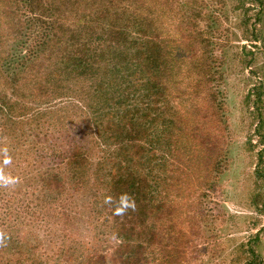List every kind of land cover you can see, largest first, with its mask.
Returning a JSON list of instances; mask_svg holds the SVG:
<instances>
[{"label": "rangeland", "instance_id": "374dc122", "mask_svg": "<svg viewBox=\"0 0 264 264\" xmlns=\"http://www.w3.org/2000/svg\"><path fill=\"white\" fill-rule=\"evenodd\" d=\"M145 1L144 12L154 7L163 33L177 35L180 51L192 61L184 75L189 77L172 82L171 99L181 104L186 119L180 128L192 129L193 143L186 146H197L186 150L188 176L173 175L177 187H161L160 264H264V0ZM57 113L49 118L47 138L58 139L68 153L84 143L75 123L62 129L68 111ZM11 126L0 129V264H24V258L33 259L25 264L37 258L62 264L61 249L67 251L63 264H89L91 256L109 262L120 239L103 220L93 221V202L95 209L102 204L95 200L102 190L97 185L102 153L88 141L85 177L68 180L61 193L40 194L36 160L46 156L48 165L60 150L43 142L39 125L24 133L23 124ZM175 190L182 195L171 204L167 193ZM17 242L24 243L21 256L13 254Z\"/></svg>", "mask_w": 264, "mask_h": 264}, {"label": "trees", "instance_id": "16d2710c", "mask_svg": "<svg viewBox=\"0 0 264 264\" xmlns=\"http://www.w3.org/2000/svg\"><path fill=\"white\" fill-rule=\"evenodd\" d=\"M142 1L147 5L145 0H0V129L23 124L24 133L39 125L45 129L43 142L60 150L54 157L58 163L53 158L44 164L46 156L36 160L40 194L61 193L68 180L85 177L89 142L102 153L97 160L102 190L95 196L102 204L95 209L93 202V221L103 220L120 242L109 262L91 256L89 264L161 263V187H177L173 175L188 176L186 150H197L186 146L193 143L192 129L180 128L186 119L181 104L171 99L172 82L189 77L184 75L192 61L180 51L181 39L163 33L154 7L144 12ZM62 110L68 111L62 129L75 123L84 143L68 153L57 146L58 139L47 138L50 116ZM72 115L79 120H70ZM181 195L167 193L171 204ZM22 244L17 242L13 254L22 255ZM61 250L63 264L67 251ZM32 260L24 258V264Z\"/></svg>", "mask_w": 264, "mask_h": 264}]
</instances>
